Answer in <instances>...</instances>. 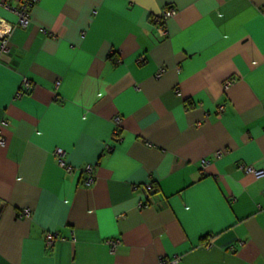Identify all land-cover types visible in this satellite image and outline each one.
<instances>
[{
  "label": "crops",
  "instance_id": "obj_1",
  "mask_svg": "<svg viewBox=\"0 0 264 264\" xmlns=\"http://www.w3.org/2000/svg\"><path fill=\"white\" fill-rule=\"evenodd\" d=\"M20 7L0 0V264H264V0Z\"/></svg>",
  "mask_w": 264,
  "mask_h": 264
},
{
  "label": "built area",
  "instance_id": "obj_2",
  "mask_svg": "<svg viewBox=\"0 0 264 264\" xmlns=\"http://www.w3.org/2000/svg\"><path fill=\"white\" fill-rule=\"evenodd\" d=\"M37 2H39V0H21V7L20 8H15L13 9L14 12L18 15L19 20H18V24L21 27H27L30 23H31V19H30V14H29V9L30 7H32L34 4H36ZM177 13V10L175 8H169L167 10H165L163 12V14H161L160 16H156L153 20V22L156 24V26H158V30L161 33L162 36H165L167 34V28H166V23L167 21L174 17ZM2 25V23L0 22V26ZM10 32L11 30L9 29H3L2 31H0V36L2 38H7L8 36H10ZM2 50H6V41H4L3 45H2ZM164 72L163 69H161L157 75V77H161L162 73ZM229 84H231L230 81L226 82V86L228 87ZM24 85H26L27 88H31L29 80L25 79L24 80ZM29 91V90H27ZM23 91L20 90L18 92V97L22 96ZM224 108L220 107V111H223ZM116 124L119 125L121 123V118H116ZM117 134V131H116ZM6 144V140L5 138L0 135V145L4 146ZM55 156L58 159V164L61 168L65 169L69 174L74 173L75 168L74 166L70 165L69 163H67V161L65 160L64 156H65V152L63 149H57L55 151ZM209 162L208 161H204L203 162V167H205V165H208ZM248 172L254 173L257 177H262L264 176V170H257L252 166H248L247 168ZM85 172H86V179H85V185L86 186H90L95 182V173H94V166L92 165H87L85 167ZM145 189V196L146 198H149L150 196H152L155 193L154 187L151 184H148L146 186H144ZM145 206L144 202H140L139 207H143ZM21 217H30L31 216V210L30 209H24L21 212ZM58 235L57 234H48L47 235V242L48 245H53L55 240L57 239ZM120 241L118 239H109L107 240V244L110 247V251L112 253L116 252V249L119 245ZM176 261V260H175ZM174 263V261H170V260H162L161 264H172Z\"/></svg>",
  "mask_w": 264,
  "mask_h": 264
}]
</instances>
